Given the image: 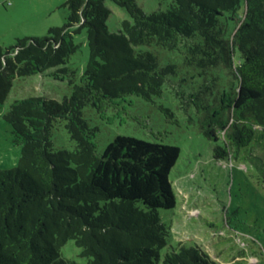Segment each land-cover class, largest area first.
Returning <instances> with one entry per match:
<instances>
[{
  "label": "trees",
  "instance_id": "1",
  "mask_svg": "<svg viewBox=\"0 0 264 264\" xmlns=\"http://www.w3.org/2000/svg\"><path fill=\"white\" fill-rule=\"evenodd\" d=\"M112 1L132 18L118 32L108 28L106 0H68L63 27L19 38L9 48L0 45V102L16 77L53 68L67 73L62 66L79 48L76 29L87 28L91 52L83 83L70 98L16 102L5 116L23 152L15 168L0 170V264H77L61 257L70 239L89 264H217L199 247L161 258L170 229L158 209L177 205L170 173L180 148L118 135L98 154L97 129L83 110L126 94H160L174 67L160 68L155 54L137 48L177 49L189 64L230 69L237 81L222 95L220 115L227 109L233 121L218 122L226 134L216 157L231 155L232 145L248 146L257 132L264 142V0H174L169 9L153 12L137 0ZM58 119L67 121L74 150L54 147ZM208 134L219 139L214 130Z\"/></svg>",
  "mask_w": 264,
  "mask_h": 264
},
{
  "label": "rangeland",
  "instance_id": "2",
  "mask_svg": "<svg viewBox=\"0 0 264 264\" xmlns=\"http://www.w3.org/2000/svg\"><path fill=\"white\" fill-rule=\"evenodd\" d=\"M68 0H0V45L12 47L17 39L43 37L52 27L68 22ZM146 12L165 11L174 0H137ZM111 14L110 31L118 32L129 12L112 0H106ZM245 10L244 2L239 10ZM230 21L227 33L233 30ZM78 50L70 57L67 73L46 70L28 77H16L5 101L0 102V170L15 168L22 156L23 145L5 116L20 101L46 97L63 101L83 83L91 59L87 28L74 32ZM158 58L160 68L173 66L166 76L160 94L145 97L126 94L107 103L88 104L83 117L97 129L94 139L101 154L118 135L149 142L178 146L180 156L172 168L170 180L177 197L173 209H158L163 223L170 229L165 247L167 253L181 247H199L217 264H264V142L260 132L245 147L232 145L231 155L216 157L217 145L225 146L218 126L223 118L231 125L233 119L222 112V95L236 84L230 69L213 67L204 70L187 62L180 50L158 46L138 47ZM239 52L236 53V59ZM228 104V103H227ZM214 130L219 137L209 135ZM230 129V128H229ZM51 139L57 149L74 150L65 119H58ZM61 257L77 264H89L82 249L70 239L61 249Z\"/></svg>",
  "mask_w": 264,
  "mask_h": 264
}]
</instances>
